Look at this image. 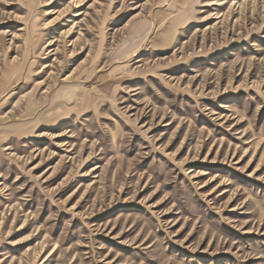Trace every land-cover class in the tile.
Here are the masks:
<instances>
[{
	"label": "rangeland",
	"instance_id": "rangeland-1",
	"mask_svg": "<svg viewBox=\"0 0 264 264\" xmlns=\"http://www.w3.org/2000/svg\"><path fill=\"white\" fill-rule=\"evenodd\" d=\"M0 264H264V0H0Z\"/></svg>",
	"mask_w": 264,
	"mask_h": 264
}]
</instances>
